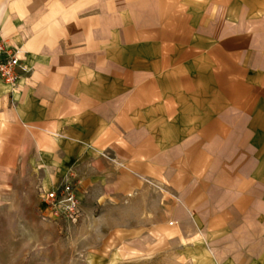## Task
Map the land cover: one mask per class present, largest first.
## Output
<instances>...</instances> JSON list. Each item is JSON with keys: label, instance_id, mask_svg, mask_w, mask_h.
Wrapping results in <instances>:
<instances>
[{"label": "crops", "instance_id": "crops-1", "mask_svg": "<svg viewBox=\"0 0 264 264\" xmlns=\"http://www.w3.org/2000/svg\"><path fill=\"white\" fill-rule=\"evenodd\" d=\"M262 25L264 0H0L28 70L0 81V140L81 197L149 202L126 232L264 264Z\"/></svg>", "mask_w": 264, "mask_h": 264}, {"label": "rangeland", "instance_id": "rangeland-1", "mask_svg": "<svg viewBox=\"0 0 264 264\" xmlns=\"http://www.w3.org/2000/svg\"><path fill=\"white\" fill-rule=\"evenodd\" d=\"M60 183H51L28 145L0 140V264H211L204 249L126 232L149 227L144 217H134L135 207L149 204L145 200L104 202L81 197L75 186L78 215L51 216L42 195Z\"/></svg>", "mask_w": 264, "mask_h": 264}, {"label": "built area", "instance_id": "built-area-1", "mask_svg": "<svg viewBox=\"0 0 264 264\" xmlns=\"http://www.w3.org/2000/svg\"><path fill=\"white\" fill-rule=\"evenodd\" d=\"M27 71L21 65L18 50L0 39V81L12 90L17 89L19 80ZM74 188L73 181L65 178L58 186L43 192L42 202L51 216L73 218L78 215L80 200Z\"/></svg>", "mask_w": 264, "mask_h": 264}]
</instances>
